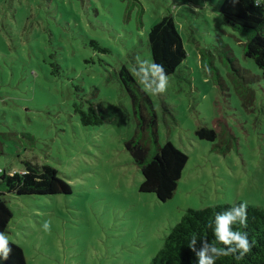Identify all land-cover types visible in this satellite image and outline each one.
I'll use <instances>...</instances> for the list:
<instances>
[{
	"label": "rangeland",
	"instance_id": "1",
	"mask_svg": "<svg viewBox=\"0 0 264 264\" xmlns=\"http://www.w3.org/2000/svg\"><path fill=\"white\" fill-rule=\"evenodd\" d=\"M222 2L0 0V172H21L22 161L50 165L72 187L70 195H5L13 212L7 234L27 264H150L189 209L240 201L264 208V77ZM167 15L187 59L161 90L148 37ZM219 41L237 73L217 56ZM202 49L215 55L212 74ZM123 66L152 101L159 144L189 157L166 203L140 192L144 177L126 150L137 121L117 77ZM138 69L152 78H139ZM235 79L253 92L251 103ZM86 101L106 109L103 126L80 122L75 104ZM203 126L217 131L215 143L197 138Z\"/></svg>",
	"mask_w": 264,
	"mask_h": 264
},
{
	"label": "trees",
	"instance_id": "2",
	"mask_svg": "<svg viewBox=\"0 0 264 264\" xmlns=\"http://www.w3.org/2000/svg\"><path fill=\"white\" fill-rule=\"evenodd\" d=\"M139 8L140 13H143L144 9ZM220 11L234 30L247 37L244 55L254 61L264 77V7H256L253 0H223ZM148 39L158 76L166 78L175 74L187 59V51L174 17L172 15L163 17L151 28ZM219 42L220 51L217 56L220 59L227 58L232 51L222 41ZM92 44L97 43L92 42ZM200 55L202 67L208 74H212V68L215 67L213 62L215 55L205 49L200 51ZM228 59L237 73L239 70L234 68L236 59L229 57ZM160 66L163 67V72ZM138 70L141 72L136 73L139 78L142 76L152 78L144 70ZM117 77L131 99L137 121L136 135L126 143V150L144 177L140 192L155 194L160 202L166 203L176 194L189 157L171 142L166 145L159 144L157 113L150 97L140 87L129 69L123 66L117 73ZM216 80L224 90L225 85L220 76ZM235 87L245 104L252 102L254 94L249 87L246 88L237 79H235ZM96 93L97 90L95 95ZM75 112L79 114L80 122L86 127L103 126L109 120L106 109L92 101L76 103ZM196 136L199 140L212 143L219 138L217 131L207 126L198 128ZM30 141L34 142L35 139L31 136ZM22 164L25 170L21 172L6 170L0 172V230L6 233L13 219V212L4 198L6 194L17 196L72 194V187L58 176L59 172L52 166H39L29 161H22ZM239 203L241 201L235 204H220L204 210L186 211L182 221L172 228L165 239L163 248L150 264H193L196 259L195 254L187 247L192 233H197L200 238H207L209 242L216 243L212 228L208 226L210 220L214 219L213 211H221ZM247 205L246 226H233L246 231L253 245L242 264H264V208ZM10 243L14 252L5 264H27L24 250L19 245ZM200 246L198 241L197 248ZM216 264H234V256H222Z\"/></svg>",
	"mask_w": 264,
	"mask_h": 264
},
{
	"label": "clouds",
	"instance_id": "3",
	"mask_svg": "<svg viewBox=\"0 0 264 264\" xmlns=\"http://www.w3.org/2000/svg\"><path fill=\"white\" fill-rule=\"evenodd\" d=\"M253 3L256 7H264V0H253ZM160 68L163 72V67ZM163 79L162 77L161 90L164 88ZM247 209L248 205L241 202L221 211H213L214 219L210 220L208 226L212 228L216 243L192 233L187 247L195 254L196 259L193 264H216L220 257L230 255L234 256V264H242L253 245L246 231L233 226H246ZM43 227L47 230L50 225L46 221ZM198 241L201 244L199 248H197ZM11 245L8 234L0 230V264H5L12 257L14 249Z\"/></svg>",
	"mask_w": 264,
	"mask_h": 264
}]
</instances>
